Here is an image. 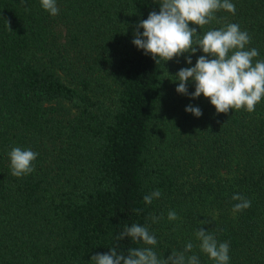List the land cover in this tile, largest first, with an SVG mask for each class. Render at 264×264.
<instances>
[{
    "label": "trees",
    "instance_id": "16d2710c",
    "mask_svg": "<svg viewBox=\"0 0 264 264\" xmlns=\"http://www.w3.org/2000/svg\"><path fill=\"white\" fill-rule=\"evenodd\" d=\"M231 2L235 15L189 26L202 36L236 23L264 59V0ZM57 6L53 17L40 0H0V264H92L112 247L127 255L145 246L116 240L134 223L150 228L165 259L191 240L190 254L215 264L195 237L203 227L229 243V264H264V97L252 113L217 114L202 94L177 93L173 76L204 53L157 65L133 44L159 0ZM13 147L39 153L32 174L11 175ZM237 193L251 207L234 213Z\"/></svg>",
    "mask_w": 264,
    "mask_h": 264
},
{
    "label": "clouds",
    "instance_id": "9594fccd",
    "mask_svg": "<svg viewBox=\"0 0 264 264\" xmlns=\"http://www.w3.org/2000/svg\"><path fill=\"white\" fill-rule=\"evenodd\" d=\"M41 6L50 15L55 17L60 9L57 0H40ZM159 12H150L146 20L137 25L133 44L151 55L156 64L167 63L188 54L187 63L192 64L191 56L202 50L194 67L179 70L173 76L179 81L177 93L199 98L201 94L210 99L217 114H228L230 110L255 111L258 103L264 97V59H257L259 51L249 48L252 37L247 31L240 29L236 23H229L219 29H209L201 36L196 27L204 29L216 20V13L225 10L233 15L236 7L231 0H159ZM143 29V33L139 29ZM169 74V73H168ZM170 75V74H169ZM195 84V91L189 93L188 84ZM186 112L197 118L203 115L199 107L189 105ZM10 158L11 175L22 178L35 171L39 153L30 148L13 147L8 153ZM162 192L156 189L144 195L143 202L151 205L159 199ZM232 199L239 201L233 206V212H242L251 207V201L240 194H233ZM137 214L141 209L134 210ZM146 219L158 223L163 214H150ZM167 219H180L175 210H169ZM201 225L210 223L200 221ZM195 237L200 242L199 249L215 264H229L230 245L228 242H219L214 230L205 231L200 227L195 231ZM130 238L134 243H143L144 247L130 248L128 254L118 253L112 247L109 253L96 254L91 257L92 264H201L200 258L193 253L196 245L189 240L183 250H172L165 259L158 256L155 247L158 240L148 226L134 223L125 225L122 232L116 237L117 241Z\"/></svg>",
    "mask_w": 264,
    "mask_h": 264
}]
</instances>
